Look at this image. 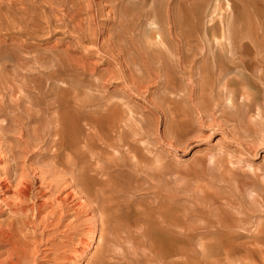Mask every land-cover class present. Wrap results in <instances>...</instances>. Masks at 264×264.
Masks as SVG:
<instances>
[{"label":"rangeland","instance_id":"obj_1","mask_svg":"<svg viewBox=\"0 0 264 264\" xmlns=\"http://www.w3.org/2000/svg\"><path fill=\"white\" fill-rule=\"evenodd\" d=\"M9 1L13 10L0 13L7 26L0 28L6 47L0 55L10 66L9 82L0 83V179L10 182L9 203L36 211L28 212L32 221L0 205V223L22 225L20 260L264 264V0H228L230 9L227 0H175L177 8L187 2L191 27L207 25L218 34L225 28L234 44L221 34L213 46L208 38L203 43L197 29L201 34L193 35L206 47L193 50L187 70H173L165 57L150 64L157 68L161 60L173 71L172 103L163 85L152 83L147 91L134 84L157 49L147 43L153 27L146 16L136 34L118 39L107 0ZM118 2L115 12L142 11L137 0ZM69 13L78 27L68 24ZM22 21L39 29L32 38L12 39ZM96 32L98 39L91 35ZM15 44L27 48L17 50ZM121 49H129L127 61L115 59ZM8 54L24 58L25 69L12 68L16 62ZM134 57L137 62L126 66ZM59 59L73 70L51 86L40 72ZM227 91L241 96L236 108L228 107ZM164 103L172 111L163 112ZM59 106L79 120L75 127L60 124L75 136V145L57 151L55 161L49 135L34 131L47 127ZM37 113L40 123H27ZM90 126L103 130L98 135ZM67 157L74 158L70 169L63 167ZM21 189L32 190L29 200L17 199ZM9 249L0 244L2 260Z\"/></svg>","mask_w":264,"mask_h":264},{"label":"bare ground","instance_id":"obj_2","mask_svg":"<svg viewBox=\"0 0 264 264\" xmlns=\"http://www.w3.org/2000/svg\"><path fill=\"white\" fill-rule=\"evenodd\" d=\"M107 1L110 4V6L112 7V11H114V13H115V14L113 13L115 16L114 21H115V24H117V26L115 25L116 30H114V31L117 33L118 39H120V35H127V34L132 35V34H134L135 33V26L137 27L140 24L141 18H143L144 16H146L147 20L151 22L152 26L151 25L150 26L153 28L151 29L150 33L146 36V40L148 41L147 43L149 45H153L157 49L155 51V55H152V59L148 60L149 64H147V62H145L146 65L144 66V68L141 66V69L143 70V73H142L143 75H141L140 77H137L138 81H135L134 84H135V86H137V88H139V89L145 88L147 91L149 89V85L152 83H156L157 85H163L164 89H165L164 90L165 100H169L170 103H172L174 100L173 98L168 96V94H170L171 91L173 90V88H171L169 86V85H171L170 73L173 71L166 69L164 67L163 63H161V60H163V57H165L164 60H167V61L172 63L171 67H173V70H174V67H178L182 71L187 70L188 67L185 66L187 63L186 61L187 60L190 61L189 60L190 57L192 55H194L195 53H197L195 51V53L192 54L193 50L200 48L199 47V45H200L199 41H196L197 39H195V37H194V35L197 36L198 34L193 33V32H196L197 29L202 31V35L199 36V38H200V40L202 38L203 43H205L204 42L205 39H203V38H208L207 41H208L209 45L211 43L213 46L214 42L217 43L220 41L219 40L220 34H221L222 39H224V40L228 39L229 41H231V38L228 35V32H230V31L225 30V28L221 29L222 30L221 33L218 34L216 31V28L209 27L207 25L201 26V27H191L190 21H191L192 15H190V13L188 11H186L187 10V8H186L187 2L186 1H185V3H182V4L180 3L179 8H177L175 6L176 3H174L175 0H137L142 5V9H140V10L144 11V12L141 11L139 14H136L137 16H129L128 15V9H126V11L123 13L115 12V11H120L119 8L122 4L121 3L119 4V2H118L119 0H107ZM125 1L128 4H130L135 0H125ZM66 2L67 1H65V3ZM88 2H89V0H88ZM226 2H227L226 8L230 9L231 8L230 2L228 0ZM65 3L61 2L60 6H65ZM94 5L96 6L95 3H94ZM12 7H13V3L10 2L9 0H0V13L1 14L3 13V11H5V12L6 11H12L13 10ZM89 7L94 8V6L92 4ZM97 8H98L97 13L101 14L100 13L101 10H100L99 6ZM133 8L136 9V6L135 7L133 6L130 9V11ZM52 11H56V10H52ZM71 15H72L71 13L66 14V19L70 20V22L68 24H70L71 27L72 26L78 27L80 24H76L75 20H74L75 17L74 16L71 17ZM95 17H96V15H95ZM3 18L6 19L5 13L3 14ZM112 23H114V22H112ZM24 25H26V26H24ZM3 27L7 28L6 23H0V28H3ZM38 29H39V27H37L35 24H31V25L27 26V22L22 21L17 26V28H15L16 32H14L12 39H15L17 36L27 35V34H29V36L32 38L34 33H36ZM101 30L102 29H99V31H101ZM199 30H197V31L200 32V34H201V31H199ZM99 33L100 32H96V33L91 34V35L98 39V35L101 34V33L100 34ZM191 37H193L195 39V41H194V39H191ZM203 43H201L202 46L200 45L201 51H203L202 49L204 46L206 47V44L203 46ZM233 44L234 43L231 41L232 46H233ZM14 47H16L17 50H22V49L27 48L26 46H22V45L16 46V44L14 45ZM219 47H221V45ZM4 49H6L5 45H3V43H0V53H2L4 51ZM125 49H121V50L114 52V55H115L114 57L116 60H120L121 58H125L127 61V58H128V56H131V53L129 52V49H127L128 51H126ZM8 55L12 57L11 59L13 62H16V64L11 66L12 68H16V66L18 65L23 70L25 69L24 66L22 65V62H24V60H25L24 58H20V56L15 57L13 54H8ZM140 56L143 58L145 57L144 55L143 56L140 55ZM148 57H150V55H148ZM6 58H8L6 55L5 56L3 54L0 55V63H1L0 76L4 75L3 77H0V83H3V84H7L9 82L7 69H9L10 66H8V62H7V60H5ZM156 59H161V60H157L158 61V65H156L157 68L153 67L154 66L153 63L156 61ZM142 61L144 62V60H142ZM20 62H21V64H20ZM132 62L133 63L137 62L135 57L131 60V63L129 62L126 66L131 67ZM174 63H175V65H174ZM68 64H65V61H63L62 59H59L58 62H56L55 64H52V69L50 71H46V69H44L40 72V75L42 74L43 76H46L47 77L46 79L48 81H51V86L55 85V81L56 82L57 81L65 82V78H69L71 76L69 74L73 70V65L71 63H68ZM150 64H152L153 66ZM164 75L166 77H164L165 79L163 81H161L160 79H162V77ZM168 79H169V81H168ZM133 86L134 85H132V87ZM240 97L241 96L238 97L237 95H235L234 92L227 91L226 92V102H227L228 107L229 108H236V106H238L237 101ZM166 103H168V101ZM166 103H164L161 106V109L163 110V112H165L166 110H167V112L172 111V110H170L171 108H169V106H167ZM243 105H244V103L241 104V106H243ZM59 109H61L60 106L58 107V109H53V112L54 111H55V113L58 112V114L56 116H54V115L49 116L50 118L46 120L47 123H49L50 125L47 124V127L43 128V129L38 126L35 128V131H34L35 135L37 134L38 131H42V133H44V135H49V137L51 138V140L54 144L53 146L55 147V151H56L53 153V155L55 156V159H54L55 161H59V159H60L59 155H58L59 152H57V151L62 150V149H64V150L69 149L75 145V143H74L75 142V140H74L75 136L70 134V132L67 129L62 130L59 127L60 124L61 123L63 124L65 122V124H63L64 126L75 127L76 125H78V120H79V117L77 116L76 113H74V111L68 110V109H65V110H62V109L59 110ZM60 111H62V113H60ZM30 118H33L31 120L37 124H39L40 120H42L41 119L42 117L39 116V113H37V115H33V116L31 115V117L27 116V123H28V121H29V123H31V121L29 120ZM174 118H175V116H174ZM54 125H57V126H54ZM50 126H52V128H49ZM90 128H92V127L90 126ZM92 129L98 135H100L99 132L101 131V129L103 130V128H101V129L98 128L99 130H96V127L92 128ZM67 158H68L67 165L69 167L68 166H63V167L70 169L72 167L71 163H73L74 158L73 157H67ZM53 163H55V162H53ZM59 163L60 162L56 163V165H55L56 169H58V166H59V168L62 166ZM27 188H29V187H27ZM10 189H11L10 188V182H7L6 180L0 179V205L3 206L4 208L8 209L11 214L22 215V216L24 215L25 216L24 218L26 220L35 221L31 217H30L31 219H29L30 215L28 216V212L33 211V209H34L33 207H31V205L29 207L27 204L26 205L27 208H26V207H22L21 205L15 204L16 202L9 203L10 200H8L7 196H8V193L11 192ZM17 191H18V192H16L17 199L19 197L20 201L24 200L22 198L29 200V198L32 196L29 194V192L31 193L32 190L27 191V193H26V191H23L22 189L17 190ZM254 192H255V190H253V193ZM255 194L257 195L258 193H255ZM34 200H35V198H34ZM98 200H100V199H98ZM31 201H32V204H34L32 199H31ZM93 201H95V199ZM76 206L81 207V208L86 207V205L82 206V204H80V202L77 203ZM99 207H100V205L97 204V208H99ZM76 211L80 212L79 210H76ZM38 212H39V210H38ZM34 213L35 212H33L32 214H34ZM35 215H37V213ZM22 216H20V217H22ZM33 216L34 215H32V217ZM26 220H25V222H27ZM0 224H1L0 225V244L3 247H7V246L10 247L11 246V249L8 250V253L5 251V253L8 255L7 257L5 256L6 259L2 260V258H0V264H26V262L20 260V254H18V252L20 253V249L17 248V247H19L18 240H19V234H20V233L18 234V232L21 230L22 225L20 226L19 225L20 223L16 224V223H14V221H10L8 224H2V223H0ZM35 252H36V249L32 253H35ZM17 254H18L19 259L17 262H15L14 257ZM33 260H35V259L33 258ZM30 261L31 260H28L27 262L29 263ZM31 263L32 262H30L29 264H31ZM105 264H108V263H105Z\"/></svg>","mask_w":264,"mask_h":264}]
</instances>
